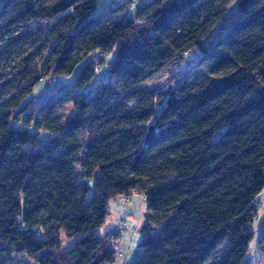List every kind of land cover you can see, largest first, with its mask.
<instances>
[{
  "label": "trees",
  "instance_id": "trees-1",
  "mask_svg": "<svg viewBox=\"0 0 264 264\" xmlns=\"http://www.w3.org/2000/svg\"><path fill=\"white\" fill-rule=\"evenodd\" d=\"M99 1L0 0V264L116 262L108 238L126 222L97 230L112 200L138 193L148 213L134 264H206L225 241L217 264H241L262 218L264 0H235L209 43L233 0ZM193 54L163 98L139 89ZM44 77L55 89L26 104ZM61 234L82 236L66 250Z\"/></svg>",
  "mask_w": 264,
  "mask_h": 264
},
{
  "label": "rangeland",
  "instance_id": "rangeland-1",
  "mask_svg": "<svg viewBox=\"0 0 264 264\" xmlns=\"http://www.w3.org/2000/svg\"><path fill=\"white\" fill-rule=\"evenodd\" d=\"M120 1L121 0H100L97 4L98 8L96 10L107 8V6L112 4L118 5ZM142 3H140L138 6H140ZM236 3L237 2L235 0L232 1V3L229 6V11L227 12L228 14L225 15L224 19L219 23V25H217L205 38L206 43L212 42L217 36H219V34H222L227 30L231 22L234 20V18H236V14H238L236 11ZM125 9L126 8H123L117 12L111 11L110 13L107 14L106 20L124 18ZM115 50L114 52L111 51V53L105 54L102 62L99 60L100 61L99 63H101L100 65L103 66V72L97 73L94 80L90 83L89 86L85 88V93L87 95H91L96 90V88L100 86L102 78L105 75L106 77L110 76L106 64L107 62L112 61L115 58L116 55ZM197 55L196 54L191 55V57H189L190 61H186L184 63L180 61H173L168 67H165L162 71H160L158 75L156 74L153 78H150L149 80L145 81L139 87V89L143 91H155L159 99L163 98L161 96L162 92L168 90L172 86H175V84L177 83L178 74H181L182 72H186L188 68H190L189 64L192 61H194ZM81 67L82 64L76 68L75 73L79 71ZM55 81L56 80L52 78H50L49 80L46 77L42 78L38 82V84H36L35 87L33 88L32 92L30 93L31 95H29L26 101V104L28 103V101H32L31 104L35 107L37 106V104L44 105L49 94L55 89V85H57ZM73 105H74V96H71L61 108V115L64 118V121L69 119V116L74 108ZM158 108H160V106ZM30 110H31V105L27 107V111ZM45 135L46 134L44 133L43 136ZM89 184L91 187H93V180H90ZM115 200H112L110 202V208L113 211L111 212V214L107 216L106 222L97 230V232L103 235L104 233H107L111 229H114L116 224H119V221H122L121 219H123L124 222L126 223L125 224L120 223V224H122L124 228L123 244L124 243L126 244L124 245L127 249L125 252L126 256H124L123 258L121 257L122 259L120 258L119 260H122L121 262H124V264H134L143 246L141 244V240H142L141 230L138 227L140 222V215H139L140 212L137 214L136 217H134L133 214H130L132 211L129 214L122 215L120 213L119 216H117L116 213L114 212L115 209L114 205L118 207L119 203ZM260 216L262 218L260 219L256 218L250 225V227L254 232V236L250 243L249 251L247 252L241 264H264V247H262V249L260 247L261 245L260 241L262 240L263 231H264V207H262L260 210ZM81 236H82L81 234H77L76 236L69 238L65 234L64 235L61 234L60 238H61L62 248L66 250L71 249ZM227 253H228V241H225L222 244V246L219 248V250H216L212 258L206 262V264L219 263L220 261H222V259L226 257Z\"/></svg>",
  "mask_w": 264,
  "mask_h": 264
},
{
  "label": "crops",
  "instance_id": "crops-1",
  "mask_svg": "<svg viewBox=\"0 0 264 264\" xmlns=\"http://www.w3.org/2000/svg\"><path fill=\"white\" fill-rule=\"evenodd\" d=\"M101 10V9H100ZM132 201L129 202V204L127 206L123 205L121 203V197L117 198L115 201H117L119 203V206H115V209H114V212L116 213L117 216H119V214L121 213L122 215L124 214H129L131 211L130 214H133L134 217L137 216V214L139 213L140 215V222H139V225L138 227L140 228V230L142 231L143 227L145 226L146 223V214L148 213L147 212V205H146V201H145V198L144 196L141 194V193H138V194H135L132 199ZM117 204V203H116ZM109 212L111 214V212L113 210H111L110 208V204H109ZM144 218V219H143ZM125 219V218H124ZM122 221H124L123 219H121ZM122 221H119V224H116L115 228L114 229H111L110 231H113V230H116L120 228L121 224L120 223H123ZM143 224V225H142ZM105 234V233H104ZM125 244V243H124ZM126 245V244H125ZM125 245H123L122 247V258L125 255V252H126V247ZM121 258V259H122ZM122 260H119V261H116V262H113V263H110V264H124V262H121Z\"/></svg>",
  "mask_w": 264,
  "mask_h": 264
},
{
  "label": "built area",
  "instance_id": "built-area-1",
  "mask_svg": "<svg viewBox=\"0 0 264 264\" xmlns=\"http://www.w3.org/2000/svg\"><path fill=\"white\" fill-rule=\"evenodd\" d=\"M54 79V78H52ZM126 200H129L127 196H124L123 197ZM263 200H264V191L262 193V195L260 196V198L257 200L256 202V207L259 209V211L261 210L262 207H264V203H263ZM258 211V212H259ZM258 218L259 217V213L257 215ZM38 234H40V232L38 231ZM122 234L123 233H119L117 232L116 233H112L109 238H108V241H109V246H110V250L112 252V255H113V258L114 260H119L121 257H122V246L124 245L123 244V238H122Z\"/></svg>",
  "mask_w": 264,
  "mask_h": 264
},
{
  "label": "water",
  "instance_id": "water-1",
  "mask_svg": "<svg viewBox=\"0 0 264 264\" xmlns=\"http://www.w3.org/2000/svg\"><path fill=\"white\" fill-rule=\"evenodd\" d=\"M151 129L154 130V126H151ZM150 139V136H148L147 140Z\"/></svg>",
  "mask_w": 264,
  "mask_h": 264
}]
</instances>
